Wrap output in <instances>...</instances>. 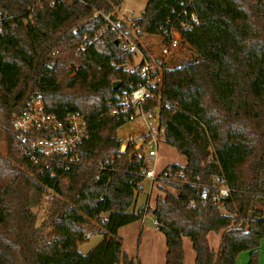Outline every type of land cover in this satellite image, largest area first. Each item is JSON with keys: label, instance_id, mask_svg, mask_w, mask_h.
I'll list each match as a JSON object with an SVG mask.
<instances>
[{"label": "trees", "instance_id": "16d2710c", "mask_svg": "<svg viewBox=\"0 0 264 264\" xmlns=\"http://www.w3.org/2000/svg\"><path fill=\"white\" fill-rule=\"evenodd\" d=\"M121 2L0 0V11L8 14L0 32V127L8 143L0 154V264H139L122 252L118 228L148 212L165 237L164 264H183L185 236L194 264H236L243 251L249 252L245 264H258L264 238V0H147L139 16L121 22L149 58L141 37L161 35L167 19L174 21L183 9L199 19L190 29L176 20L188 55L164 69L155 90L160 97L140 104L156 118L163 142L186 157L184 166L167 165L177 180L165 184L177 192L159 187L163 194L146 210L135 200L148 168V137L120 151L117 131L135 109L119 110L114 96L143 78L136 68L113 66L126 56L132 61L135 52L116 43L104 18L92 17L96 11L115 16ZM34 96L60 119L73 111L86 118L78 163L69 171L57 161L33 162L13 144L10 121ZM218 178L230 189L220 201L213 199ZM201 185L209 186L203 204ZM43 199L45 216L38 223L33 208ZM209 232L221 234L217 251L208 244ZM92 235L99 241L83 252L79 245Z\"/></svg>", "mask_w": 264, "mask_h": 264}, {"label": "built area", "instance_id": "2783aa9c", "mask_svg": "<svg viewBox=\"0 0 264 264\" xmlns=\"http://www.w3.org/2000/svg\"><path fill=\"white\" fill-rule=\"evenodd\" d=\"M39 1V0H38ZM60 0H49L50 5H55ZM29 11L32 10L30 6ZM182 15H187L186 19H182ZM101 16L106 21V26L116 35L117 44L127 52H135L132 61L129 56L117 64L115 67H122L125 70H133L136 68L137 73L143 78V81L136 86H130L129 89H123L115 93V98L121 104L119 110L125 108H134L132 120L141 116L145 123L144 127H138V131L129 133L125 140L120 144V151H123L128 143H144L145 137H148L144 148L146 150V159L153 158L157 154L158 143L163 141V131L159 127L156 118L149 111H143L140 104L146 99L153 96L160 97L159 93H155L162 83L163 72L166 67L171 66L173 58L180 52L184 43L183 36L179 29L175 26L178 19L182 28L190 29L194 25L199 24V19L195 13H188L183 9L177 14L174 21L169 18L162 29L161 35H149L155 37V49L153 53H149L147 58L141 51L136 42L130 37L127 29L121 28V22L125 21L121 16L113 13L105 14L100 11L93 13L92 17ZM114 16V17H113ZM8 19L6 12L0 11V32L3 30ZM137 54V55H136ZM77 69V68H76ZM73 69L70 76H75L77 70ZM82 74H84L82 72ZM117 108L111 110L112 114H116ZM38 131L42 135H38ZM8 133L15 147L19 148L21 153L33 162L40 160L57 161L63 171H69L78 163L77 144L87 134V121L83 114L78 111L69 112L63 119L58 118L55 114L48 112L44 102L40 96L32 97L27 108L21 113L14 114L8 128ZM102 166H100V169ZM176 176H182V172H176ZM144 179L151 182L150 189L159 183H165L166 180L172 179L169 167L163 168L159 172H155L153 168L148 167L143 173ZM216 192L213 199L218 201L227 196L230 189L226 186L222 178H218L215 182ZM151 191L148 192V195ZM209 186L201 185L198 192V201L203 204L208 198ZM190 206L195 207L196 201H190ZM148 203L145 204V210ZM156 225V221H153Z\"/></svg>", "mask_w": 264, "mask_h": 264}, {"label": "rangeland", "instance_id": "374dc122", "mask_svg": "<svg viewBox=\"0 0 264 264\" xmlns=\"http://www.w3.org/2000/svg\"><path fill=\"white\" fill-rule=\"evenodd\" d=\"M146 1L147 0H122L119 8L116 10V14L118 17L122 15L121 17L125 21L129 22L131 19L140 15L141 11L143 10L145 6ZM140 40L143 44V47H146V49H148L147 52L153 53L155 49V41H154L155 37L146 35V36L141 37ZM187 55H188V50L180 49V52L173 58L170 65L177 64L180 59L187 57ZM144 123H145L144 119L141 116H138L135 119L130 120L129 122L121 126L117 131V135L123 142L129 133L137 132L138 127L140 126L144 127L145 126ZM137 144L138 146H140L139 145L140 143H137ZM7 147H8V143H7L6 135L3 129L0 127V154L5 155L7 153ZM144 152L146 153L145 148H144ZM182 160H184V156L182 154H180L173 146L161 141L158 143L156 156L147 160V166L150 168H153L155 172H159L163 168H165V166L168 163L182 162ZM150 185H151V182L148 179H144L143 190H141L137 194V197L135 200V207H139L145 203L148 192L152 191V189H150ZM155 187H156L155 191L157 192V194L161 192L159 187H162L164 189H167L173 192L177 191L176 189L166 185L165 183H159ZM161 194L163 193L161 192ZM45 206H46L45 200L43 199L39 205L33 208V211L37 215L38 223H40L45 216ZM151 217H152V214L150 212L144 215V219L146 220V222L153 224ZM44 235L46 236V238H50L51 236L50 228H45ZM99 239L100 237L98 235H92L87 242L81 243L79 245V249L82 250L83 252H86L93 245H95L99 241ZM260 247L261 249L258 255V264H264V242L262 246ZM153 252H154L153 256H156L158 249L156 247L155 249L153 248ZM244 252L248 254V251L241 252L239 256L236 258V264H245L248 261L249 254H248V258L247 257L242 258L243 254H245ZM133 253H134L133 254L134 258L138 260L139 264H143V258H142L143 246H140V242L136 243Z\"/></svg>", "mask_w": 264, "mask_h": 264}, {"label": "crops", "instance_id": "0c3cea01", "mask_svg": "<svg viewBox=\"0 0 264 264\" xmlns=\"http://www.w3.org/2000/svg\"><path fill=\"white\" fill-rule=\"evenodd\" d=\"M173 163H177L181 166H184L186 164V157L184 156V160H182V162H173ZM169 164L171 163H168L167 165ZM155 190L156 187L153 186L152 191L149 193V195L147 194V199L145 200L144 204L148 203V206L153 207L154 200L157 195V192ZM151 218L153 223L154 221L153 216ZM118 235L122 239V252L127 254L129 257L134 258L133 252L136 243L140 242V246H143V253H142L143 264H164L165 253H166L165 237L163 233L159 231L156 226H154V224L146 222L144 216L139 220L133 221L118 228ZM220 237L221 234L215 232H209L207 235L208 244L210 248H212L214 251H217L219 248ZM263 242H264V238L261 239L260 246H262ZM152 247L154 249L155 247L158 249L156 256H153L154 252ZM182 248L184 252L183 264H194L195 253L192 248V243L189 237L185 236L182 238ZM248 254L246 253L243 254L242 258H246V257L248 258Z\"/></svg>", "mask_w": 264, "mask_h": 264}, {"label": "water", "instance_id": "95a60500", "mask_svg": "<svg viewBox=\"0 0 264 264\" xmlns=\"http://www.w3.org/2000/svg\"><path fill=\"white\" fill-rule=\"evenodd\" d=\"M116 43H117V40H116ZM119 81H114L113 83H112V88L113 89H117L118 88V86H119ZM139 145H142L141 143L139 144Z\"/></svg>", "mask_w": 264, "mask_h": 264}]
</instances>
